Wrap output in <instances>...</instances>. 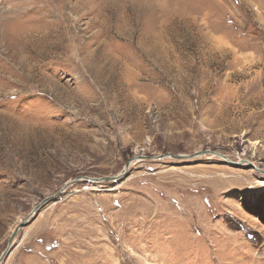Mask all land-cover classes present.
Listing matches in <instances>:
<instances>
[{
  "label": "rangeland",
  "instance_id": "obj_1",
  "mask_svg": "<svg viewBox=\"0 0 264 264\" xmlns=\"http://www.w3.org/2000/svg\"><path fill=\"white\" fill-rule=\"evenodd\" d=\"M208 148L264 169V0H0L1 264H264L246 163L84 179Z\"/></svg>",
  "mask_w": 264,
  "mask_h": 264
},
{
  "label": "water",
  "instance_id": "obj_2",
  "mask_svg": "<svg viewBox=\"0 0 264 264\" xmlns=\"http://www.w3.org/2000/svg\"><path fill=\"white\" fill-rule=\"evenodd\" d=\"M204 155H213L216 156L220 159H222L223 161H225L227 164L229 165H238L240 163H246L248 166H250L251 168H253L256 172L260 173V174H264V169L257 167L253 162L247 160V159H238L237 161H233L231 160L227 155L212 150L210 148L208 149H201V150H197L193 153H189V154H174V153H162V154H158V155H154V156H145V155H136L132 158H130L124 165V170L121 173L118 174H114V175H108V176H102L99 178H90V177H84V179H89L91 181H115L118 180L119 178L123 177L129 168V165L131 162L135 161V160H144V159H162L165 157H170V158H174V159H192V158H196L199 156H204ZM79 178H76L75 180H78ZM70 183H66L62 190H64ZM55 197V195L53 196H49L45 199H43L39 204H37L36 206L33 207L30 216L34 215L36 211H38V209L44 204L46 203L49 199ZM27 221V218H25L24 220H22L20 223H18L16 225V227L14 228V230L12 231V233L10 234L9 238H8V242H7V246L5 248V250L2 252V254L0 255V264L3 262V260L6 258V256L8 255V253L10 252V249L13 245V241H14V237L16 235V233L18 232V230L21 228V226Z\"/></svg>",
  "mask_w": 264,
  "mask_h": 264
}]
</instances>
